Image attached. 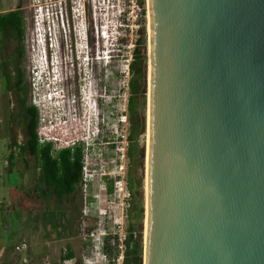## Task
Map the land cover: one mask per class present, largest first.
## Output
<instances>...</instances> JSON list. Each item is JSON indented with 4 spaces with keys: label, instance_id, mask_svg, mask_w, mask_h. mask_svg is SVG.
I'll return each instance as SVG.
<instances>
[{
    "label": "water",
    "instance_id": "obj_1",
    "mask_svg": "<svg viewBox=\"0 0 264 264\" xmlns=\"http://www.w3.org/2000/svg\"><path fill=\"white\" fill-rule=\"evenodd\" d=\"M147 2L146 264H264V0Z\"/></svg>",
    "mask_w": 264,
    "mask_h": 264
},
{
    "label": "rangeland",
    "instance_id": "obj_2",
    "mask_svg": "<svg viewBox=\"0 0 264 264\" xmlns=\"http://www.w3.org/2000/svg\"><path fill=\"white\" fill-rule=\"evenodd\" d=\"M28 2H30V8L25 21V51H28V58L24 60V67L31 74L33 99L35 100V106L39 109L38 134L40 132L50 139L55 136L59 138L57 149L65 147L68 141L61 128L70 124L73 119L72 123H76V127L78 124L76 137H78L80 142H86V144L84 143L85 150L88 152L87 162L80 169V181L85 174L86 180L92 182L89 187L90 193L95 196L99 190L106 187L107 182L114 181L112 180V173L117 172L118 175L120 173L121 178H118L117 183H115V194H117L118 198L115 201H110L115 203L109 204L112 207V211L108 219L103 220L92 216L98 214L97 202L92 196H89L86 206L84 202L82 206L80 201L82 211L77 213L75 217L77 220L74 222L72 215L65 213L64 210L55 214L52 210L46 209V207L36 206L34 202H26V197L24 198V196L28 195L30 191H25L22 194L18 187H32L31 183L38 176L37 172H32L30 175L23 173L19 174V176L9 177L5 173L9 153L6 150V141L0 135V264H30L33 250L38 258L36 261H41V264H52L50 252L51 250L55 251L52 248V243L55 240L64 244L74 240L79 242L84 247L81 248L83 252L82 260L84 261L85 257L97 251L96 246L89 237L91 233H94L99 238L111 233L113 236L111 243L108 241L100 249V252L107 255L108 258L117 259L123 255L124 264H144L146 162L145 158H140V155L143 152L145 153L147 147L148 95H144L142 90L146 81L144 65L147 64L148 54L142 57V61L139 64V68L144 71L141 80L142 87H139L137 97H128L127 103L125 101L127 92H124L123 96L115 98V74H118L115 71V64H113V67L110 65L103 66V75L97 82L99 94H102V102L97 111V103L94 98H92V102H95L93 107L92 104H87L82 99L83 95H78L74 83H66L64 66L66 61L61 67L59 53L56 54L58 57L57 62L59 63L57 65L59 70L57 72L58 92L56 91L55 85L52 84L53 79L51 74H49V69L44 63V55L48 51V44L45 41L47 34L43 35L42 29L40 28L39 30V26H36V11L31 5L32 1L28 0ZM142 2L147 5L146 0H142ZM14 3L15 0H9L8 6L14 8ZM109 10L108 4L104 5V12L107 13L105 23H111V18H115L114 13L112 14ZM46 14L47 12L44 13L45 18L48 19ZM145 18H147V15H144L143 20ZM148 34V28L145 25L139 37V43L146 42V47L148 46ZM105 46L110 48V44L105 43ZM104 49L106 50V47ZM41 75L43 80L39 82V76ZM63 81H65L64 84ZM116 87L120 88V85ZM61 91L63 96L58 97L59 94L61 95ZM57 100L59 102L55 105ZM131 102L135 104L133 110L139 117L133 122H144L145 133L139 135L138 140L133 144L128 145V136L131 133L133 122L129 121L127 105ZM97 136L98 138L96 139ZM24 164L26 165V161H24ZM22 166V162L17 165L19 168H22ZM122 167L124 170H121ZM130 171L134 174V179L137 182V193L144 208L143 219L138 222L135 218L129 219L131 208L127 209L126 203L125 208L121 210V200L119 199V195L122 192L127 193V190H129L126 182H128ZM13 184H17L15 187L18 191L12 190L11 185ZM123 185L126 187H124V190H122ZM13 191L15 192L12 193ZM24 204L26 205L24 206ZM86 217H91L93 221H87ZM115 220L122 221L116 231ZM94 224H96L95 228L88 231ZM127 241L130 243L129 249L126 247ZM20 243L28 244V250L25 255L19 254L16 250ZM86 247L89 249L88 253L85 252L87 250ZM75 262V260H71V262L68 261L63 264H74Z\"/></svg>",
    "mask_w": 264,
    "mask_h": 264
},
{
    "label": "flooded vegetation",
    "instance_id": "obj_3",
    "mask_svg": "<svg viewBox=\"0 0 264 264\" xmlns=\"http://www.w3.org/2000/svg\"><path fill=\"white\" fill-rule=\"evenodd\" d=\"M8 1L0 0V135L6 141V150L9 153L5 173L12 178L14 175L19 176V174L23 173L30 175L32 172H37L38 176L33 179L31 183L32 187H18L22 194L25 191H30V193L36 195L38 191L42 190L39 183V175L42 171L44 160L47 159L55 169L58 178H62L65 174H68L80 185V169L87 162L86 157L88 154L85 150V141L75 142L74 144L73 139L69 138L67 140L68 144L65 147L57 149L59 138L53 136V141L45 145H37L33 148L30 146L27 124L32 122V126L34 121L33 117L36 114L39 116V109L35 106L33 91L31 89V74L24 67V60L28 58V51H25V21L28 17L30 2L28 0H15V7L10 8ZM31 1V5L36 11V20L39 15L47 12L49 72L51 73L53 79L52 84L55 85L56 91L58 92L57 72L59 71L57 67L59 65L57 62L58 57L56 54L59 53L61 67H63L64 61L67 63L64 64L66 83H74L78 95H83L82 99L87 104H92L93 107L95 106V102H92V98H94L98 111L102 102V94H99L97 82L103 75V68L106 67L104 64V48L106 46L105 38L102 34L104 28L103 0ZM13 12H15V15H12ZM9 19L12 22L15 19L14 28L8 23ZM109 42L110 40H107V43ZM111 43L114 44L115 42ZM143 49L142 42H140L136 48V52H140L136 62L142 61L141 55L145 57ZM111 67H113V64ZM140 72L142 73V69ZM141 80L138 71L130 83V96L137 97L132 91V87H136L139 90V87H142ZM62 96L61 91V95L59 94L58 97ZM58 102V100L55 101V105ZM134 105L133 102L127 105L130 122L139 119L138 115H136L137 113L133 110ZM31 113L33 116L30 115ZM37 125L39 129V118ZM34 126L35 124L32 126V129ZM76 130L78 131V124ZM88 135L91 136L89 133ZM130 143L128 140V145ZM46 146H48V151L45 154L44 150ZM78 149L82 152L83 164L75 160V152ZM24 161H26V165ZM20 162L23 164L22 168L17 167ZM85 179L84 174L82 180L84 181ZM133 184L137 186L134 174L130 171L127 182L128 189L131 193L129 219H132L133 215L132 206L134 195L130 190ZM11 186L12 190L18 191L15 187L17 184ZM88 198L89 196L87 197L83 194L82 200L85 206L88 203ZM33 202L36 206L46 207V209L52 210L55 214L64 210L63 207L55 204V202L43 199L40 196H37Z\"/></svg>",
    "mask_w": 264,
    "mask_h": 264
},
{
    "label": "built area",
    "instance_id": "obj_4",
    "mask_svg": "<svg viewBox=\"0 0 264 264\" xmlns=\"http://www.w3.org/2000/svg\"><path fill=\"white\" fill-rule=\"evenodd\" d=\"M107 4L108 10L110 9L109 12H112V14L114 13L115 18H111V23H105L107 13L104 12V28L102 34L105 38V43H107V40H110V44L111 42L115 41L119 42V44L116 46L114 43L113 45H110V48H106L104 52V64L106 66H111L115 63V71L118 72V74H115V98H119L123 96L122 94L124 92H127L125 95V101L127 103V99L130 96V83L133 78L131 65L135 59L136 48L140 41L139 37L141 36L142 29L145 27V25L146 28H148V2L147 5H144L142 0H103V6ZM144 15H147L145 20H143ZM127 57L129 58L127 59ZM117 85H120V88H117ZM38 136L41 145H45L53 141L52 138H47L46 135L41 134L40 132ZM121 170H124L123 167ZM118 178H121L120 173L119 175L117 172L114 173L112 175V180L114 181L107 182L106 187L102 190H99L94 196L97 202L98 214L93 216L99 217L103 220H106L110 217L112 207H110L109 204L115 203L110 201H115L118 198L117 194H115V183H117ZM91 183V181L86 179L84 180L85 195L87 194ZM122 187V190H124L125 186L123 185ZM119 199L121 200V210L125 208V203L126 208H130L131 193L129 190H127V193L122 192V194L119 195ZM114 224L116 231L122 224V221L115 220ZM108 234L101 238L96 236L94 233L89 234V237L92 240V243H94L96 246L97 251L85 257L82 264H124L123 255L117 259H110L107 255H104L100 252L101 247L103 248V245L108 243V241L111 243V240L113 239L111 233ZM16 250L19 254L25 255L26 251L28 250V244L20 243Z\"/></svg>",
    "mask_w": 264,
    "mask_h": 264
},
{
    "label": "trees",
    "instance_id": "obj_5",
    "mask_svg": "<svg viewBox=\"0 0 264 264\" xmlns=\"http://www.w3.org/2000/svg\"><path fill=\"white\" fill-rule=\"evenodd\" d=\"M12 15H15V12H13ZM15 19L13 22L9 19L8 23L12 25L11 27H15ZM142 48L146 47V42L142 43ZM140 52H136V56L134 59V62L132 63V72L133 76L136 75V73L139 71V77L142 79V75L144 71L142 68H139L140 62H136V59L138 58V54ZM142 59V55L140 56ZM139 69V70H138ZM142 69V73L140 70ZM132 91L134 92L135 95L138 96L139 90L136 89V87H132ZM36 114V113H35ZM31 116L32 113L30 114ZM39 116L36 114V116L33 117V125L35 124L34 128L32 129L31 123L27 124V132H28V138L30 140V146L33 148L34 146H39L40 141H39V136L37 133L38 121ZM144 122L140 123H134L132 125L131 133L129 134V141L131 142L130 144H133L135 141L138 140V136L145 133L144 131ZM48 151V146H46L44 153L46 154ZM75 160L78 163L83 164L82 160V152L78 149L75 152ZM39 183L40 187H42V190L38 191V193L35 195L34 193H30L28 195H25L24 198L26 197V202L32 203L37 196H40L43 199H47L49 201L55 202V204L60 205L61 207L64 208L65 213H70L72 215L73 221L75 222L77 219L75 218L77 213L79 211H82V206L80 201L83 204V194L84 193V181H83V186H82V180L81 184L78 185L77 181L71 178L68 174H65L64 177L58 178V176L55 173V169L53 168L52 164L46 159L44 160V164L42 165V171L39 175ZM91 186V185H90ZM89 186V187H90ZM137 186L133 184L132 188L130 187L131 192L134 195L133 199V206H132V219L135 218V220L140 221L143 219L144 215V208L143 205L140 202V197L138 196L137 193ZM85 196H92L93 199L96 198L90 193V189L88 188V192ZM31 201V202H29ZM55 210V208H54ZM56 211V210H55ZM58 212V211H56ZM59 213V212H58ZM93 216V215H92ZM87 221H93L91 217H86ZM96 224L93 225V227L89 228L88 231H91L95 228ZM18 243V242H17ZM126 247L129 249L130 243L129 241L126 242ZM52 248L55 249V251L51 250L50 255H51V261L52 264H63L67 261L75 260L76 262L74 264H82L83 260V252L81 248H84L83 245L81 246L79 242L70 241L69 243H63L60 241L55 240V242L52 243ZM87 250L85 252L88 253L89 249L86 247ZM38 258L36 257V252L33 250L32 252V259L30 261V264H41V261L38 262L36 261Z\"/></svg>",
    "mask_w": 264,
    "mask_h": 264
},
{
    "label": "clouds",
    "instance_id": "obj_6",
    "mask_svg": "<svg viewBox=\"0 0 264 264\" xmlns=\"http://www.w3.org/2000/svg\"><path fill=\"white\" fill-rule=\"evenodd\" d=\"M43 19H45V20H43ZM36 23H37V27L39 26V30H40V28L42 29V34L43 35L47 34V39L45 41L48 44V51H47V54L44 55V63L46 64V66L50 70L49 56H48L49 40H48V31H47V19L45 18V15L44 14L39 15V17L36 20ZM108 44H110V43H108ZM118 44H119V42L115 41V45L117 46ZM110 45H113V43H111ZM106 48H107V46H106ZM49 74H51V73L49 72ZM51 78H52V76H51ZM42 80H43V77L41 75V76H39V82ZM72 120L70 121V124H67L64 126L63 130H64L65 136L67 137L66 139L69 140V138H72L73 143L75 144V142L78 143L79 140H78V137H76V123H74V122L72 123Z\"/></svg>",
    "mask_w": 264,
    "mask_h": 264
},
{
    "label": "bare ground",
    "instance_id": "obj_7",
    "mask_svg": "<svg viewBox=\"0 0 264 264\" xmlns=\"http://www.w3.org/2000/svg\"><path fill=\"white\" fill-rule=\"evenodd\" d=\"M150 19V14L148 16V21ZM37 26V24H36ZM149 59H148V64H149V70H148V74H147V81H148V113H147V158H146V198L148 197V180H149V150H150V140H149V135H150V103H151V92H150V87L151 86V43L149 45ZM93 109V107H92ZM147 215H148V209L146 211ZM147 215L145 217V238H146V233H147V229H148V221H147ZM146 256L144 257V264H146Z\"/></svg>",
    "mask_w": 264,
    "mask_h": 264
},
{
    "label": "crops",
    "instance_id": "obj_8",
    "mask_svg": "<svg viewBox=\"0 0 264 264\" xmlns=\"http://www.w3.org/2000/svg\"><path fill=\"white\" fill-rule=\"evenodd\" d=\"M68 262V261H67ZM69 262H71V261H69Z\"/></svg>",
    "mask_w": 264,
    "mask_h": 264
}]
</instances>
